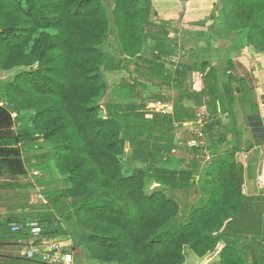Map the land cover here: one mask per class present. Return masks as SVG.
<instances>
[{
	"label": "trees",
	"instance_id": "trees-1",
	"mask_svg": "<svg viewBox=\"0 0 264 264\" xmlns=\"http://www.w3.org/2000/svg\"><path fill=\"white\" fill-rule=\"evenodd\" d=\"M216 10L235 37L243 36L248 46L264 53V0H220ZM153 13L152 0H114L111 15L103 0H0V70L29 69L0 84V178H10L0 190L15 194L32 187L12 179L26 175L21 145L43 139L67 183L58 193L61 203L49 211L64 221L79 217L85 234L81 243L95 262L186 264L189 256L203 260L220 249L213 264H264V257L248 259L242 240L250 231L261 243L264 197L247 195L246 168L236 155L241 147L223 154L210 147L216 160L204 170L200 162L207 155L188 167L181 169L185 161L172 167L169 151L159 143L155 149L145 143L138 152L142 165L127 162L124 132L159 139L175 135L171 114L108 100L105 74L117 60V68L125 69L137 60L139 72L169 82L163 55L153 51L148 59L143 54L153 35ZM112 27L120 58L104 50ZM185 71H179L178 83ZM230 83L219 91L223 115L233 113L236 102ZM209 106L215 113L213 101ZM214 115L206 133L221 126L219 113ZM195 117L193 110L177 109L173 118ZM149 157L155 162L149 164ZM259 187L264 189V156ZM42 213L40 236L9 229L0 231L2 240L40 248L68 239L59 219ZM21 219L13 216L3 224L25 222ZM7 258L4 264H48L22 255Z\"/></svg>",
	"mask_w": 264,
	"mask_h": 264
},
{
	"label": "crops",
	"instance_id": "crops-1",
	"mask_svg": "<svg viewBox=\"0 0 264 264\" xmlns=\"http://www.w3.org/2000/svg\"><path fill=\"white\" fill-rule=\"evenodd\" d=\"M152 1L154 15L153 20L151 21L154 23V26L151 24L149 25L151 30H153V35L148 39V44L151 45L149 48H147V50L150 52V55H153V51L156 53L158 51L163 55L162 57L165 59L166 64L165 68L167 69V73L169 75V82L146 76L142 72H139V67H137V65L134 63L133 67H130L131 70H133V77L137 81L136 85H134V83H130L135 86L134 90L131 88H124L125 85H130L129 83H122L124 80L127 82L125 76H121V79H124L120 83L117 81V78L115 79V77L119 78V75L121 74L117 75L114 73L112 76L105 74L109 85L108 100L112 101V96L118 97L119 95V101L121 104L137 103L148 105L149 103L146 104L143 100L144 97H150L151 95L152 99L160 98L161 100H165L169 103L171 106V115L173 119L171 126H176L177 123L180 124L184 133L181 134L182 137L179 136L180 134L176 135V131L174 132V138L159 139L157 137L156 143L164 145L162 141L166 142V145L164 146H166L165 149H167L169 152H174V154L181 153L180 158H178L177 155L175 157L169 158L172 161V167H178V163L184 161L188 165L193 160L197 159V157L208 155L209 148L212 146L218 147L217 149L219 150L217 152L219 154L223 147L228 149L232 147V150H234V148L241 147V150L237 151L236 155L237 159L243 163L246 168L245 180L247 195L253 198L264 197V189L260 188L258 185L259 168L264 156V142L260 145L255 143L254 139L251 137L249 140L242 139L243 136L248 135V132H246L248 127L245 125L242 128L243 130L239 129L240 122H238V118L235 116L236 107L234 106H236V103L234 106H232L233 113H230V115L222 114V116L219 114L220 116L224 117L223 123L221 122L222 126L219 128H215V130L211 131L210 133H206L205 131L202 132L203 127L201 129H199L200 126L197 127L199 129L197 141L199 142L196 143L198 145H193L194 148H188L189 151L191 150L189 153L182 150L177 152V149H179L177 146L181 144L182 141L183 143L187 141L186 144L188 142H196L193 141L194 136L191 135L192 129H190L188 126L193 124L198 126L197 123L200 122V120L198 117H195L194 120L173 118L177 109H184V112H190L192 110L191 108L196 110L204 108L203 105L197 104L198 102H201V97L203 100L206 98H217V96L219 98L221 96L219 93L224 91V85L230 83L231 80L234 83L233 87H235L236 93H238L237 88L240 89L241 93H245V91H248L250 87L255 86L254 89L252 88V90L255 91L254 95L257 97L264 96V53L248 46L243 36L241 38L235 37L228 30L224 22L218 18L220 14L217 11L215 12V10L217 5H219L220 0ZM174 31L179 37L178 40H180L179 44H175L179 46L184 44L188 46L186 48H190L189 52H186V55L184 56L180 49H175V44H170L167 40L163 41L165 38L171 39L172 37L170 38L171 35L169 36V32ZM144 52L146 53V51ZM111 55L115 57L117 56V58L121 57V54ZM175 58L176 60H173ZM181 63H185L188 66L184 72L185 74L182 81L178 83L176 79L179 71H181L179 67L182 65ZM120 69L122 70L124 68ZM196 70L202 73L204 72L205 75L203 80H195L194 75L195 72H197ZM108 72H114V70L112 71L110 69ZM153 81H156L154 86L152 85ZM251 83H253V86ZM121 85L123 87H119ZM212 85L217 87V89L212 87ZM115 88H117L116 91ZM140 88L142 90L141 94L138 93ZM187 88L193 90L196 88L197 89L194 90V92L191 91L188 95H186L184 94L183 89ZM134 96L135 100L130 101V98ZM196 97H199L197 103L195 101ZM121 100L124 101L121 102ZM242 100L244 101V98H242ZM207 104H211L210 99H208ZM238 108L240 110L242 109V107ZM154 111H157V109ZM261 113H264L263 107L261 109ZM214 116L215 115H212L211 117ZM255 118L260 120L259 125L261 124L262 126L261 131L264 132V115H257ZM224 123H227L228 128H225ZM173 128L175 129V127ZM249 128L252 130L254 129L251 126ZM254 134V131H250L248 136L253 137ZM229 143L230 147H228ZM250 143H253L255 146H252L253 148L248 150ZM47 148H49L48 150L51 151H46ZM242 148L246 149L243 151ZM21 150L22 160L26 168V175L18 177L17 179L14 178L12 180H15L21 184H26V182L23 181L26 180L27 182L35 183L34 186L36 188H39V185L43 186V183L47 179L41 178L42 175L48 174L49 177H52L53 168H56L53 159L54 153L51 147L46 146L43 139H39L38 141H31L21 145ZM41 150L43 153L39 154V151ZM31 156L34 158H31ZM31 161L33 163H31ZM169 167L171 166L169 165ZM46 171H49L50 173H47ZM9 179L10 178L6 175L4 178H0V183L4 184ZM253 183L255 184V187L253 186ZM31 185L33 187V184ZM66 187L67 183L65 181V187L63 189ZM23 191L24 190L21 189L19 190V193ZM0 192V231H8L11 229L10 224L4 225L3 223L4 221H8L9 218L15 216V214H23V197L21 195L19 198L14 199L18 202H16L15 205L14 203L10 202L11 199L9 200V197L13 195L12 193H14L13 191L9 192L7 190H0ZM26 211L29 210L27 209ZM2 238L3 237L0 236V264H4L6 259H8L7 257H16L17 255L19 256V254L22 255V253L25 251L26 246L16 245L14 242H6L3 241ZM83 251L84 249L82 250L80 248L79 253H77V251L72 252L75 264H79L81 261L79 256L82 255L81 252ZM60 254L64 256V253L61 250Z\"/></svg>",
	"mask_w": 264,
	"mask_h": 264
},
{
	"label": "rangeland",
	"instance_id": "rangeland-1",
	"mask_svg": "<svg viewBox=\"0 0 264 264\" xmlns=\"http://www.w3.org/2000/svg\"><path fill=\"white\" fill-rule=\"evenodd\" d=\"M103 1H104V3L106 4V6L108 8L109 14L111 15V12H112V9H113L114 0H103ZM152 3H153V1H152ZM216 11L217 10H215V12ZM153 12H154V7H153ZM153 15H154V13H153ZM151 20H153V17L151 18ZM151 20H150V24L152 26H154V23ZM115 34H116V28L112 27L111 34L109 35L110 37L108 38V41H107L106 45L104 46V50L107 51L109 54L119 55V54H121V49H120V44L118 43V40H117V37H116ZM176 34L177 33L175 31L174 32H169V36L171 35L170 38L171 37L172 38L171 39L165 38V39H163V41L167 40L170 44H173V45L175 43L179 44L180 40H178L179 37ZM148 43L149 42L147 41V47L151 45V44H148ZM174 47H176L175 49H177V48L180 49V51H182V53H183V56L186 55V52H189V50H190V48H186L188 46H186L184 44H181L180 46L175 44ZM150 48H152V47H150ZM145 51H146V53L149 54V57L146 56V53H143L144 57L148 58V59H151L152 57L150 56V52L147 50V48H146ZM180 56H181V53H180ZM173 60H176V58L173 59ZM136 61L137 60L132 61L131 62V66H129L127 69H125V67H124V69L121 70L120 68H117L119 66V64L117 63L118 62V60H117L116 61V66H115L116 68L113 67V69H111L112 71L114 70V72L106 71V74L107 75H111V76L114 73L117 74V75L121 74V75H119V78L115 77V79L116 78L118 79L117 80L118 82L121 83V81H123V79H124V78L121 79V76H125V79H127V82H126V80H124V82H122V83H129V84L130 83H134V85H136L137 81L133 77V74H132L133 70H131V68H130V67H133L134 63L136 64ZM181 64L182 65L179 66L180 69H182V71L186 70L188 65L185 64V63H181ZM124 65L126 66L125 62H124ZM26 70H29V69L28 68L27 69L21 68V69H16V70L11 71V72H3V71L0 70V84L4 83V82H12L15 79V77H17L18 75H20L22 72H24ZM196 71L197 72H195V75H194L195 80H198V81L203 80L204 75H205L204 72L202 73V72H200L198 70H196ZM152 83H153L152 85L154 86L156 84V81H153ZM230 84L232 86H234V83L232 81H231ZM251 84L253 86V83H251ZM122 85H125V84H122ZM122 85L119 86V87H123ZM130 85H132V84H130ZM252 88L254 89L255 86L250 87V89L248 91L246 90L247 92L245 91V93H243V92L241 93V91L239 93H234L235 98H236V102H235L236 106H234V107H236L235 116L238 118V122H240L239 129H242L246 125L248 127L247 130H246V132H248V135H249L250 131H254L255 132L253 137L247 135V136H243L242 139L243 140H249V139L253 138L255 143L261 145L264 142V136H263L264 132L261 131V129H262L261 124L257 126V124L260 122V120L256 119L255 116H257V115L258 116L259 115L263 116L264 115V113H261V109L263 107V105L261 103L262 102V97L255 96L254 95L255 91H253ZM116 89L117 88H115V91H116ZM196 89H194V90H196ZM234 89H235V87H234ZM140 90H141V88L138 90V93L141 94L142 90L141 91ZM163 90H167V89H163ZM194 90L190 89V88H187V89H183V92H184V94L188 95L191 91L194 92ZM241 95H244V96H241ZM112 97H113L112 98V102H115V103L119 102L120 103V101H119L120 100V98H119L120 96L119 95H118V97L117 96H112ZM191 97H192V95H191ZM238 97H240V98H238ZM242 98H244V101L242 100ZM159 99L160 98H158V99H154L153 98L152 99V96L150 95V97H146V98L144 97L143 101H148L149 108H151L152 111H154V108H155L154 107V103L157 100H159ZM208 99H210L211 102L213 101L214 106L217 107V110H216L215 113H213V109H211V107L207 104ZM208 99L206 98V99L203 100V98L201 97V105H203L204 108H201V109H198V110L191 108L196 113L195 115L198 118H199V114H207L206 117H203L202 119L199 118L200 122L197 123L198 126H196L195 124H193L191 126H188L190 129H192V134L191 135L194 136L193 141H196V142L195 143L194 142H188L187 143L188 145H187L186 144L187 141L185 143H183V141H182V143L177 146V147H179V149H177V152L182 150L184 152H188L189 153L191 151V150L189 151V149L194 148L193 145H198L196 143L199 142V141H197V139H198L197 137H198V134H199V132H198L199 129L204 127L203 131H205V126L208 125L207 123H210V121L213 118H217V116L211 117L212 115H214L216 113H219V114L222 115L221 112L223 110V106H221V103L219 102V98H218V100H216L215 98H208ZM214 99L216 100L215 101L216 104L214 103ZM134 100H135V96L130 98V101H134ZM123 101L124 100H121V102H123ZM195 101H196V99H195ZM0 104H4L2 100L0 101ZM259 104H260V106H259ZM238 107H242V109L240 110ZM259 108H260V110H259ZM162 116H167V115H162ZM222 116H220V118H221V122L223 123L222 119L224 117H222ZM14 118L16 119V115H14ZM16 123H17V126H19L18 125V120H16ZM222 123H221V126H222ZM224 126H225V128H228L227 123H224ZM250 126L253 127L254 129L252 130L251 128H249ZM173 127H175V129H176L175 130L176 131V135L180 134L179 136L182 137L181 134L184 133V131H182L183 130L182 126L177 123V125L173 126ZM197 127H199V129ZM200 132H201V130H200ZM189 136H190V134H189ZM124 137H125V139L127 141V154H128L127 157H126L127 158V162L130 165H133L135 167H138L139 165L143 164V162H140L137 159V156H138V152L141 151L143 149V147L145 146V143L149 147H153V149H155L156 148L155 145H157L156 144L157 135H154L152 138L148 137L147 135H145L143 137L142 136L137 137V136H135V135H133L131 133L124 132ZM145 140H146V142H144ZM162 143L164 145H166V142L162 141ZM250 145H252L253 147L255 146L253 143H250ZM228 147H230V143L228 144ZM244 147H247V146H244ZM231 148H229V151H230ZM48 149L49 148H47L46 151H51V150H48ZM226 149H228V148L223 147L220 150V154H223ZM245 149L246 148H244L243 151ZM40 153H43V151L42 150L39 151V154ZM191 154H192V152H191ZM169 155H170L169 158L175 157L176 155H177L178 158L181 157V153L174 154V152H169ZM207 156H210L213 160H216L215 156H213L210 153ZM31 158H34V157L31 156ZM197 159H198V157H197ZM148 160H151V161H149V164L153 161L152 158H150V157L148 158ZM201 161L202 162H200V165H201V169L202 170L208 169L212 165V160L211 159L210 160L209 159L208 160L207 159L206 160L203 159ZM153 162H155V161H153ZM31 163H33V162L31 161ZM184 165H186V164H184ZM180 167L182 169V168L188 167V165L187 166L180 165ZM51 172H52V169H51ZM47 173H50V172L48 171ZM52 173H53L52 177H49L48 174L47 175L46 174L42 175L41 178H45L47 180L43 183V186L39 185V188L38 187L36 188L34 186L35 183L27 182L26 180H23V181L26 182V184H33V187H31L30 189L24 190L23 192H20V193H15V194L12 193L15 196H13L11 194L12 196L9 197V200L11 199L10 202L14 203L15 205H16L17 201H15L14 199L19 198L21 195L23 197V200H22L23 203H24V211L22 212L23 214H20V215L15 214V216L20 218V219L24 218L23 220H25V222H29V221H31V222L40 221L41 222L42 214H43L42 212H44V213L48 212L49 216H51L54 219V221H56V219H59V221H60L59 224L60 225H58V227H60V228L64 229L65 231H67L68 239H66V240H64L62 242H59V245L61 246L60 250L64 253V256L62 254H60L58 256V258L52 257L48 261H42V262H44V263L47 262L48 264H68L70 262V264H75L72 252H76L77 251V253H79L80 252V248H81L82 250L84 249V251L81 252L82 255L79 256L81 258L80 259L81 261L79 262V264H100L98 262H95L91 258V256L88 254V251L86 250V246L83 243H81V241L83 240L85 234H84L83 229L81 228L82 226H80L79 219H78L79 217H76L75 215H72L68 220L64 221V220L60 219L61 217H60L59 214L57 215V212L53 213V212L49 211V210L53 209V207H55V206L57 207L58 206V202L61 203L62 199L58 198V195H59L58 193H61V191L65 187V180H64L63 177L60 178V175H59V173H58L56 168H53V172ZM38 178H39V176H38ZM38 178H36V179H38ZM259 178H260V168H259ZM258 185H259V181H258ZM253 186L255 187V184ZM41 187H43V188H41ZM155 187H156L155 185H152V189H155ZM251 187H250V189H251ZM2 193H4V192H2ZM7 194H9V193H7ZM14 197H16V198H14ZM254 206L257 207V205H254ZM27 209L30 211L29 214L26 213V212H29V211H26ZM59 211H60V213H62L63 210H59ZM68 211H69V209L66 211V213ZM25 222L20 223V225L24 226ZM27 233L32 235L30 232H27ZM242 236H243L242 240H243V243H244L243 245L247 248L245 251H246V254H247V257H248L249 260H251L253 262V259L255 257H264V234L260 237V239H261V243L260 244L255 242V240L253 239V236H252V232H250V231L243 232ZM25 243H27V242H25ZM21 244L22 243L19 242L16 245H21ZM22 245H25V244H22ZM219 252H220V249H218L216 253H214L212 255H209L208 257H206L203 260L195 259L194 257L189 256L188 261H187L186 264H213L214 262H216V260H218V258L216 256L219 254ZM19 256H20V254H19ZM22 256H23V253H22Z\"/></svg>",
	"mask_w": 264,
	"mask_h": 264
},
{
	"label": "built area",
	"instance_id": "built-area-1",
	"mask_svg": "<svg viewBox=\"0 0 264 264\" xmlns=\"http://www.w3.org/2000/svg\"><path fill=\"white\" fill-rule=\"evenodd\" d=\"M154 109H157V112H159L161 115H169L171 114V106L169 103L165 100H157L154 103ZM207 114H199V118L202 119L203 117H206ZM207 160L212 158L210 156H207ZM10 228L12 232H21V231H27L30 232L34 237H38L42 233V227L37 221H29L28 226L26 227V230L24 226H21L18 223H12L10 224ZM60 245L59 242H49L46 243L44 246H41L40 248L36 247H26L25 251L23 252V256L27 257L31 260H43L48 261L52 257L58 258L60 255ZM70 264V262L68 263Z\"/></svg>",
	"mask_w": 264,
	"mask_h": 264
},
{
	"label": "water",
	"instance_id": "water-1",
	"mask_svg": "<svg viewBox=\"0 0 264 264\" xmlns=\"http://www.w3.org/2000/svg\"><path fill=\"white\" fill-rule=\"evenodd\" d=\"M238 93L240 92V89L237 88ZM262 105H263V112H264V96H262Z\"/></svg>",
	"mask_w": 264,
	"mask_h": 264
},
{
	"label": "flooded vegetation",
	"instance_id": "flooded-vegetation-1",
	"mask_svg": "<svg viewBox=\"0 0 264 264\" xmlns=\"http://www.w3.org/2000/svg\"><path fill=\"white\" fill-rule=\"evenodd\" d=\"M260 123V122H259ZM259 123L257 124V126L259 125Z\"/></svg>",
	"mask_w": 264,
	"mask_h": 264
},
{
	"label": "clouds",
	"instance_id": "clouds-1",
	"mask_svg": "<svg viewBox=\"0 0 264 264\" xmlns=\"http://www.w3.org/2000/svg\"><path fill=\"white\" fill-rule=\"evenodd\" d=\"M230 74V73H229ZM27 247V246H26Z\"/></svg>",
	"mask_w": 264,
	"mask_h": 264
}]
</instances>
